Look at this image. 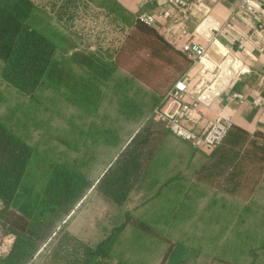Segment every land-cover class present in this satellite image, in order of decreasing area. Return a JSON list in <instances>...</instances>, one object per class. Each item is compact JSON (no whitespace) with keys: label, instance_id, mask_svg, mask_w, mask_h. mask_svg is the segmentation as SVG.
Wrapping results in <instances>:
<instances>
[{"label":"trees","instance_id":"trees-1","mask_svg":"<svg viewBox=\"0 0 264 264\" xmlns=\"http://www.w3.org/2000/svg\"><path fill=\"white\" fill-rule=\"evenodd\" d=\"M100 1L111 24L107 50L83 48L69 30L90 0H0V81L17 102L0 112V264H35L43 256L50 264H121L127 232L132 244L163 240L158 264H180L184 242L160 226L178 227L186 212L199 210L206 221L249 200L242 219L252 210L264 220V206L253 199L264 187V134L233 123L220 145L206 149L155 121L154 109L194 58L142 13L120 0ZM3 91L0 104L11 99ZM65 104L75 110L65 113ZM92 192L122 207L141 196L96 242L67 228ZM149 203L161 204L157 213H147ZM237 238L213 241L222 253L244 241ZM258 251L264 255V238ZM252 255L246 264H264Z\"/></svg>","mask_w":264,"mask_h":264},{"label":"rangeland","instance_id":"rangeland-1","mask_svg":"<svg viewBox=\"0 0 264 264\" xmlns=\"http://www.w3.org/2000/svg\"><path fill=\"white\" fill-rule=\"evenodd\" d=\"M100 2V0H90L89 5L82 3L73 23L69 27V30L74 33L73 37L77 38L80 42L82 41L83 48L85 49L100 48L107 50L112 43L110 20L104 9L100 7ZM0 89L4 90L3 92L9 96L10 90L1 81ZM16 103L13 98L5 99L0 104V112L8 111L9 106L12 107L11 105ZM61 107H63L65 113L75 110L74 108L67 107L66 104L61 105ZM201 159L202 156L199 154L197 161L201 162ZM102 165L98 169H95V173L92 171L90 176L95 178L100 173L101 167H103ZM91 166L96 168L98 163H93ZM253 199H257V203L260 202V205L264 206V187L261 188L260 193L255 195ZM139 202H141V196L139 194H133L129 203L122 207L109 200L102 193L92 192L79 211L69 220L67 228L80 238L96 242L108 232L112 224L121 220L125 207H136L139 205ZM247 202L249 200L242 201L240 204H233V207L230 205L229 210L223 209L225 205L214 204V206H219V208L223 209L219 211L222 215L219 218H206V221L197 217L199 210H191L183 214L178 227L160 226V230L165 231L175 242H184L182 245L186 249L183 248L184 252L180 253V257L185 258V260L180 264H211L212 262L213 264H231L212 260V258H225L236 264L238 262L246 264L249 262L247 261L248 257L250 260L252 259V254L259 253L264 257L262 252H254L257 248L260 250L261 240L264 238V220L256 216V211L252 210L246 211L249 216L246 220L242 219L240 208ZM253 203L255 205L257 204L254 201ZM160 205L159 203H149L144 208L150 209L146 211L150 215H153L157 213L156 210ZM201 221L208 222L209 225H193L196 223L199 224ZM224 235H228L230 241L235 240L234 242L239 241L237 236H242L244 241L236 245L234 249L227 248L228 252L220 253L217 243L213 240L216 238L220 240L221 236ZM131 236V233L127 232L123 237L122 245L118 248L124 257V259H121V264H158L161 261V256L167 249V245L163 240H159L154 236H148L145 239V243L142 241V243L134 242L132 244ZM247 236L255 238L252 245L254 247L247 246ZM238 256L241 261L237 259L239 258ZM44 259L43 256L35 264H50L48 261H44ZM171 264L176 263L172 261Z\"/></svg>","mask_w":264,"mask_h":264},{"label":"crops","instance_id":"crops-1","mask_svg":"<svg viewBox=\"0 0 264 264\" xmlns=\"http://www.w3.org/2000/svg\"><path fill=\"white\" fill-rule=\"evenodd\" d=\"M120 1L131 11L146 13L154 18V24L172 43L182 46L185 42L196 41L206 46L208 54L217 62L234 55L241 63L242 68L231 81L229 89L217 96L211 105L199 106V126L221 113L231 116L233 123L251 132L258 130L264 134V100L261 104L254 102L258 97L264 99V28L257 26L254 16L238 10L237 0H203L187 10L169 0ZM201 23L203 26L198 30ZM227 62L231 60L228 58ZM234 66V70L225 66L222 79L216 81L212 91L206 90L203 96L213 98L219 93L238 64L234 63ZM200 69L201 64L195 63L184 74L182 79L188 88L198 87ZM234 90L242 92L245 100L232 98ZM175 105L171 102L167 104L168 107ZM187 125L194 126V123L188 121Z\"/></svg>","mask_w":264,"mask_h":264},{"label":"built area","instance_id":"built-area-1","mask_svg":"<svg viewBox=\"0 0 264 264\" xmlns=\"http://www.w3.org/2000/svg\"><path fill=\"white\" fill-rule=\"evenodd\" d=\"M171 3L181 5L186 10L191 8L196 3L203 0H169ZM238 10L243 13L254 16L257 20V26L264 28V0H237ZM168 12L165 13V16ZM142 16L151 23H155L154 18L148 16L146 13H142ZM233 19V16H232ZM208 21V18H206ZM205 23V21L203 22ZM203 23L199 25L201 30ZM209 23V22H208ZM208 26V25H207ZM210 27V26H208ZM184 50H186L193 58L195 63L201 64L200 69V82L198 87L188 88L186 82L183 79L178 80L174 86L168 91L164 98V105L157 106L154 109V120L163 124L172 133L180 136L181 138L189 141L194 147H201L210 149L220 145L225 137L227 136L233 121L231 116L224 114H217L208 123L199 126L201 117L197 113L201 104L211 105L214 99L221 93L229 89L230 83L234 77L240 72L242 66L239 60L234 56H228L221 62L215 61L208 54L206 46L196 42L188 41L182 44ZM228 58L231 62H227ZM234 63L238 66L229 79L228 83L225 84L224 88L217 94L210 98V96H203L206 90L212 91L216 81L222 79V73L225 66H229L230 69L235 68ZM232 98L245 100V95L239 91L231 92ZM189 98V99H188ZM262 97L255 99V104H261L263 102ZM171 102L176 105L168 107L167 104ZM197 116L195 117V114ZM191 121L194 126L187 125V122ZM5 243L3 236L0 234V255L5 253Z\"/></svg>","mask_w":264,"mask_h":264}]
</instances>
